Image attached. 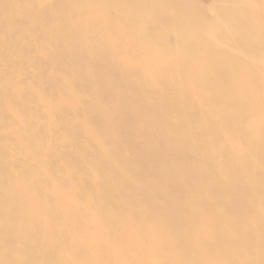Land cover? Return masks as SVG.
I'll return each mask as SVG.
<instances>
[{
  "label": "bare ground",
  "instance_id": "obj_1",
  "mask_svg": "<svg viewBox=\"0 0 264 264\" xmlns=\"http://www.w3.org/2000/svg\"><path fill=\"white\" fill-rule=\"evenodd\" d=\"M0 264H264V0H0Z\"/></svg>",
  "mask_w": 264,
  "mask_h": 264
}]
</instances>
